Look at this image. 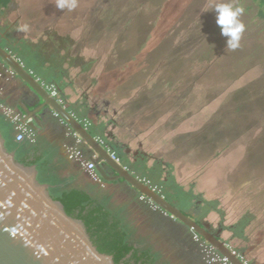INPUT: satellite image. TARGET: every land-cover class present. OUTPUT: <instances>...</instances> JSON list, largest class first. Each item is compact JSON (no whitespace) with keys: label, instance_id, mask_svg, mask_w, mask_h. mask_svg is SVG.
<instances>
[{"label":"rangeland","instance_id":"1","mask_svg":"<svg viewBox=\"0 0 264 264\" xmlns=\"http://www.w3.org/2000/svg\"><path fill=\"white\" fill-rule=\"evenodd\" d=\"M220 2L243 9L236 49L216 25ZM251 2L75 0L61 10L57 0H13L5 19L37 42L62 38L55 52L70 66L96 60L104 81L132 86L149 110L157 102L150 131L178 162V176L215 202L224 226L249 215L245 239L233 240L264 264V23Z\"/></svg>","mask_w":264,"mask_h":264},{"label":"crops","instance_id":"2","mask_svg":"<svg viewBox=\"0 0 264 264\" xmlns=\"http://www.w3.org/2000/svg\"><path fill=\"white\" fill-rule=\"evenodd\" d=\"M4 27L7 31L0 33V47L9 52L7 46L1 43L5 34L11 33L9 21L1 14L0 29H5ZM21 35L31 44L37 43L35 39ZM14 58L18 60L15 56ZM62 62L61 69L65 71L62 75L65 76L61 80L66 83L62 90L66 105L62 108L104 151L105 146H108L101 145L99 140L107 138L113 147H118L120 153L127 156L131 165L136 166L144 162V159H147L148 167L156 160L171 165L177 189L168 190L167 193L168 195L175 193L178 198H168V201L197 224L206 225L212 234L229 245L231 234L228 230H223L224 225L220 222L219 215H215L214 212L201 214L203 211L201 201L204 198L200 191L196 190L195 181L183 180L178 176L180 167L178 162L164 153L165 144L160 134L150 131L154 125L151 117L161 116V111L155 107L157 102L154 103L155 111H151L150 103L131 99L132 91L126 97L122 94L120 84L104 81L102 68L94 69L90 66L89 69L83 70L81 63L78 66H70L68 60ZM33 78L37 81L36 77ZM92 80H96V84H92ZM37 83L44 89L41 82ZM45 92L47 93L46 90ZM31 96L33 97V93L18 76L11 73L5 77L0 76V131L4 130L6 135L5 145L8 142L14 143L15 133L13 127L3 128L5 120L1 107H8L18 114L22 113L24 118L31 119L35 140L32 144H26L25 149L28 151L24 158L27 163H33L29 166L35 168L41 184L50 188L47 182L51 181L61 190H78L97 200L126 229L132 251H150L156 260L155 264H205L200 249L193 242L189 231L183 229L186 231L182 232L180 225L166 219L160 211H154L142 202L140 200L142 194L129 187L122 179L118 180L115 177L111 167L102 159L106 158L105 154L96 152L78 135L77 130L62 118H56L54 110L47 105L42 107L44 105L42 100L40 101L42 106H28L26 100ZM113 120L114 123L111 122ZM77 139L80 143H77ZM72 147L81 151L85 161L95 164L102 186L93 183L77 162L68 159L67 149ZM128 172L135 176L129 170ZM182 234L187 236L183 239ZM231 241L233 246H229L234 250L236 246L244 249L242 245L235 244L233 239ZM239 255L247 264H257L247 249Z\"/></svg>","mask_w":264,"mask_h":264},{"label":"water","instance_id":"3","mask_svg":"<svg viewBox=\"0 0 264 264\" xmlns=\"http://www.w3.org/2000/svg\"><path fill=\"white\" fill-rule=\"evenodd\" d=\"M18 76L33 93L28 106H48L73 127L102 159L113 174L136 192L150 198L166 219L180 225L182 232L197 234L214 246L232 264H243L232 256L220 238L204 224H197L167 199L151 192L135 176L113 163L106 151L75 121L62 106L35 81L33 76L7 50L0 47V76ZM6 74V75H5ZM8 74V75H7ZM40 89V90H39ZM22 116V113H19ZM108 158V159H107ZM99 171V170H98ZM100 175L101 171H99ZM186 229V230H183ZM181 237L184 239V235ZM0 264H115L111 255L101 253L92 243L84 223L68 215L61 202L55 200L47 185L41 184L33 166H26L9 152L0 133Z\"/></svg>","mask_w":264,"mask_h":264},{"label":"trees","instance_id":"4","mask_svg":"<svg viewBox=\"0 0 264 264\" xmlns=\"http://www.w3.org/2000/svg\"><path fill=\"white\" fill-rule=\"evenodd\" d=\"M251 3L253 7L257 8L255 18L261 20L264 23V0H252ZM11 4H13V0H0V16L1 14L5 15V11L9 10ZM17 27V20L9 21V29L11 33L9 32L5 34V36L1 39V43L7 46L9 52L15 56L19 62L22 63L29 72L32 73L31 75L38 79L39 82L44 85L54 86L57 89L63 104L66 105V101L62 95V90L65 88L66 83L62 82L61 80L62 77L65 76L62 75L65 71L61 69V62H66L67 56H64L63 54L60 55L59 52H55L56 49L60 48L59 46H61L62 40H54L52 35H49V39L44 41L39 40L37 43L31 44L27 39H24L21 34L16 32ZM5 31H7L6 28L0 29V33ZM53 45L56 48H54ZM48 47H53V52H51L50 56L46 55V50ZM95 61L96 60L80 62V60H76V62H78L76 63V66L81 63L82 65L80 66H82L83 70L85 68L89 69V67L93 65ZM107 65H105V67H107ZM116 83L120 84L119 86L123 92L122 94L128 97L132 86L131 88H128L123 87L122 82ZM92 84H96V80H92ZM137 91L138 90H136V92ZM134 92L135 90L132 93ZM110 93H112V90ZM132 93L130 97H132L131 99L133 100ZM160 100L161 96L159 101ZM3 119L5 120L3 125L5 126L3 127L4 129L13 127L8 119L5 117ZM111 122L114 123V120ZM0 132L3 138H6L4 130H1ZM102 141L119 156L123 166H125L136 177L145 179L149 181L151 185L157 187L165 199L168 200V198H178L177 194L175 193H169L171 195H168L167 193L168 190L172 191L177 189L176 185L174 184L175 180L171 172V165L163 164L161 161L156 160L151 166L148 167L146 164L147 159H144V162L142 161L136 166L131 165L127 159V156L125 154H121L118 147H113L107 138H102ZM26 144H32V142L24 140L23 142L16 143L14 140L13 144L8 142L6 148L9 152H13L15 154V159L19 163L29 166L33 163H27L24 158V155L28 151L25 149ZM47 183L50 186V195L55 200L62 203L66 213L76 219L81 220L84 223L92 243L96 246L99 252L111 255L115 264H155L156 260L150 251H132L126 229L123 227L121 222L116 217H114L111 212L106 210L97 200L92 199L90 196L81 191H65L56 186L54 182L48 181ZM197 198L200 199L199 196H197ZM201 202L203 204V211L201 214H204V212H216L220 217V222L223 224L224 214L219 209H215V202L207 201L205 199H203ZM249 222L250 217L248 214H245V216L237 223L224 226L223 230H228L231 234L230 240H228L229 245L233 246L231 239H245L246 235L244 228L249 224ZM236 247L234 248L237 250V252H239V254L243 253L244 249H247Z\"/></svg>","mask_w":264,"mask_h":264},{"label":"built area","instance_id":"5","mask_svg":"<svg viewBox=\"0 0 264 264\" xmlns=\"http://www.w3.org/2000/svg\"><path fill=\"white\" fill-rule=\"evenodd\" d=\"M30 74L32 73L30 72ZM42 85L43 88L47 91L48 95L58 105L64 107L63 101L60 99L57 89L52 85H44V84ZM1 109L4 117L8 119L10 123L13 125L15 131V135H14L15 142L20 143L23 142L24 140H28L29 142L33 143L35 140V134L31 129V119L24 118L23 116H21L20 114L16 113L15 111L11 110L8 107H1ZM54 115L56 118L60 119L57 113ZM77 143H80V140L77 139ZM99 143L105 146L103 141L99 140ZM105 149L109 156V159L113 163L121 166L125 171H128V169L122 165L121 159L114 151L108 149V147L106 146ZM67 157L69 160L77 162L85 170L87 176L93 183H97L101 186L103 185L100 177L96 172L95 164L89 161H85L83 154L76 147L67 149ZM135 178L139 183L146 186L151 192L157 194L161 198H164L163 195L161 194V191L157 187L151 185L149 181L145 179H141L139 177H135ZM140 200L144 202L147 206H149L150 209L154 211H160L163 215H165L162 209L157 204H155L154 201H152L150 198L141 195ZM192 240L194 243L198 245L202 259L205 264H232L228 257L222 255L214 246L203 241L197 234L192 233ZM226 248L229 250L232 256L237 257L239 260L243 262V264H247V262L239 255V253H237L231 246L226 245Z\"/></svg>","mask_w":264,"mask_h":264},{"label":"clouds","instance_id":"6","mask_svg":"<svg viewBox=\"0 0 264 264\" xmlns=\"http://www.w3.org/2000/svg\"><path fill=\"white\" fill-rule=\"evenodd\" d=\"M57 7L61 10L65 8L71 10L76 7L75 0H57ZM213 10L220 34L227 38L226 48L236 49L245 31V25L239 19L243 9L234 6L231 2H220L214 5ZM24 30H27V26Z\"/></svg>","mask_w":264,"mask_h":264},{"label":"flooded vegetation","instance_id":"7","mask_svg":"<svg viewBox=\"0 0 264 264\" xmlns=\"http://www.w3.org/2000/svg\"><path fill=\"white\" fill-rule=\"evenodd\" d=\"M198 212V211H197ZM195 215V214H194ZM187 216V215H186ZM188 217V216H187ZM189 218V217H188ZM190 232V231H189ZM184 236H187L186 234H184Z\"/></svg>","mask_w":264,"mask_h":264}]
</instances>
